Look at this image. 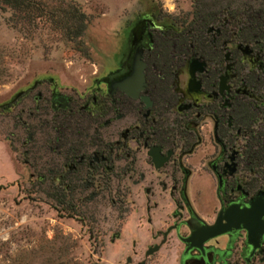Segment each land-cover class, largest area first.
<instances>
[{"label": "flooded vegetation", "instance_id": "af4514ba", "mask_svg": "<svg viewBox=\"0 0 264 264\" xmlns=\"http://www.w3.org/2000/svg\"><path fill=\"white\" fill-rule=\"evenodd\" d=\"M175 20L145 12L115 63L84 84L35 79L0 112L28 133L23 148L41 147L23 162H48L32 177L68 218L115 215L106 243L120 244L119 264H264V177L245 152L246 109L264 108V47L214 24L202 49Z\"/></svg>", "mask_w": 264, "mask_h": 264}, {"label": "rangeland", "instance_id": "374dc122", "mask_svg": "<svg viewBox=\"0 0 264 264\" xmlns=\"http://www.w3.org/2000/svg\"><path fill=\"white\" fill-rule=\"evenodd\" d=\"M73 1L93 18L85 55L42 23L35 29L14 27L11 11L0 6V105L44 76L84 84L97 67L115 63L124 33L138 16L153 11L182 20L196 0ZM42 131L34 136L40 139ZM27 136L19 135L14 112H0V264H119L120 256L114 254L120 244L106 243L118 229L115 215L104 210L68 218L61 204L47 195L46 181L32 177L47 174L48 162H23L33 157L31 152L42 150L34 141L23 148L21 141ZM259 172L264 177V165Z\"/></svg>", "mask_w": 264, "mask_h": 264}, {"label": "trees", "instance_id": "16d2710c", "mask_svg": "<svg viewBox=\"0 0 264 264\" xmlns=\"http://www.w3.org/2000/svg\"><path fill=\"white\" fill-rule=\"evenodd\" d=\"M237 1L196 0L184 19L175 20L176 30L185 33L187 38L194 33L197 46L205 49L207 30L219 24L227 38L235 42H260L264 47V0ZM0 6L11 11L14 27L21 24L24 29H35L42 23L58 32L67 46L88 54L87 30L93 18L80 3L73 0H0ZM170 45H173L172 39ZM246 112L250 129L246 135V156L254 162L253 167L261 168L264 165V108L251 106ZM259 112L263 123L257 124ZM251 119L255 123H251ZM57 201L61 204L60 199Z\"/></svg>", "mask_w": 264, "mask_h": 264}, {"label": "water", "instance_id": "95a60500", "mask_svg": "<svg viewBox=\"0 0 264 264\" xmlns=\"http://www.w3.org/2000/svg\"><path fill=\"white\" fill-rule=\"evenodd\" d=\"M140 56L138 55V58H139ZM139 70H140V72H142V76H143V64H141L140 65V67H139ZM246 228H248V229H250V231H251V228H249L248 226H246ZM193 234V233H192Z\"/></svg>", "mask_w": 264, "mask_h": 264}]
</instances>
